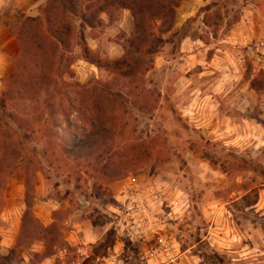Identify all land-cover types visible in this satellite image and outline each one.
Masks as SVG:
<instances>
[{
  "label": "rangeland",
  "instance_id": "obj_1",
  "mask_svg": "<svg viewBox=\"0 0 264 264\" xmlns=\"http://www.w3.org/2000/svg\"><path fill=\"white\" fill-rule=\"evenodd\" d=\"M62 1L77 16L45 71L18 68L36 25L14 27L0 264H264V51L213 63L188 0L146 36L107 0H48L39 17Z\"/></svg>",
  "mask_w": 264,
  "mask_h": 264
},
{
  "label": "crops",
  "instance_id": "obj_2",
  "mask_svg": "<svg viewBox=\"0 0 264 264\" xmlns=\"http://www.w3.org/2000/svg\"><path fill=\"white\" fill-rule=\"evenodd\" d=\"M46 2L48 0H0V96L3 82L10 75L13 62L21 51L14 27L23 17H39ZM217 12L222 15L218 29L210 22L216 18ZM194 16L202 23L203 34L214 31L210 33L212 42L200 37L192 42L202 45L204 52L214 50L213 63H227L228 60L236 63L237 54L246 49L245 54L249 56L256 49L264 51V0H188L184 4V19Z\"/></svg>",
  "mask_w": 264,
  "mask_h": 264
},
{
  "label": "trees",
  "instance_id": "obj_3",
  "mask_svg": "<svg viewBox=\"0 0 264 264\" xmlns=\"http://www.w3.org/2000/svg\"><path fill=\"white\" fill-rule=\"evenodd\" d=\"M179 1L180 0H107L110 6H121L124 9H129L134 14L137 35L140 36H146L148 34L151 19L172 20L175 15V9L179 6ZM57 9V15L49 16L45 20L40 17H29V19H27L28 22L36 25L34 38L37 40L32 45L33 47L27 46L24 48L18 66L20 70L28 73L29 69L32 67L36 71H45L46 59L50 57V53H47L48 46L54 47L57 51L66 43L65 36L70 35L73 30V25L70 22V18H72L70 14L74 16L75 13L73 11V6L69 7V4L64 1H62ZM139 41H142L141 44L144 43L143 39ZM31 49H34L35 54L31 52ZM19 77L25 79L21 75ZM19 77L17 78L18 80ZM37 77V75L36 77L32 76V80H36ZM7 98V94L4 93L3 98L0 100V113L1 108L5 109L7 107ZM4 126L6 127V125Z\"/></svg>",
  "mask_w": 264,
  "mask_h": 264
},
{
  "label": "built area",
  "instance_id": "obj_4",
  "mask_svg": "<svg viewBox=\"0 0 264 264\" xmlns=\"http://www.w3.org/2000/svg\"><path fill=\"white\" fill-rule=\"evenodd\" d=\"M257 63L259 65L260 69L264 71V54L258 56Z\"/></svg>",
  "mask_w": 264,
  "mask_h": 264
}]
</instances>
